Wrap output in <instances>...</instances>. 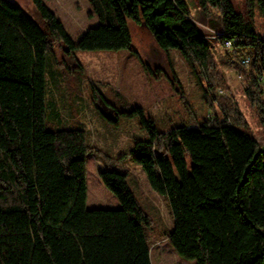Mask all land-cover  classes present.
I'll use <instances>...</instances> for the list:
<instances>
[{
  "label": "trees",
  "instance_id": "obj_1",
  "mask_svg": "<svg viewBox=\"0 0 264 264\" xmlns=\"http://www.w3.org/2000/svg\"><path fill=\"white\" fill-rule=\"evenodd\" d=\"M31 1L44 25L19 4L0 0V264H153L150 216L88 207V157L95 151L88 131L48 129L49 61L60 65V44L76 64L79 51H129L146 74H164L182 94L172 64L166 73L133 49L132 25L147 30L167 55L181 52L214 117L161 132L143 108L121 112L96 89L97 100L116 115L139 116L148 135L118 161L138 164L152 189L169 200L175 224L165 235L178 257L264 264V144L240 129L249 126L240 105L216 94L230 90L210 32L187 0H88L99 25L77 43L43 0ZM249 1L264 17V0ZM197 3L212 20L208 29L222 33L217 42H235L230 57L236 63L253 57L245 95L264 125V36L232 0ZM56 119L61 123L62 115Z\"/></svg>",
  "mask_w": 264,
  "mask_h": 264
},
{
  "label": "rangeland",
  "instance_id": "obj_2",
  "mask_svg": "<svg viewBox=\"0 0 264 264\" xmlns=\"http://www.w3.org/2000/svg\"><path fill=\"white\" fill-rule=\"evenodd\" d=\"M11 1L19 4L34 20L43 24L31 0ZM43 1L64 24L68 34L76 43L87 31L99 25L98 18L90 16L92 9L88 0ZM232 2L237 12L253 23L257 32L264 36V17L259 7H252L249 0H232ZM187 3L191 15L204 30L212 27V20L202 15L197 0H187ZM208 32L212 34L211 31ZM132 33L133 49L146 63L161 68L166 73L170 72V64L173 65L180 79L182 94H177L164 74L159 79L146 74L140 61L131 52L138 69L131 68V73L128 72V68L123 70L124 64L120 52L129 51H79L77 56L80 63L76 64L65 54V46L60 44L56 51L60 65L55 64L53 60L49 61L48 129L54 130L57 129L56 125H61L62 128L84 127L88 130L89 142L95 149L88 158L89 209L93 207L118 209L123 207L125 200L127 204L124 208L133 209L139 217L147 214L153 220L151 233L153 264H197L195 261H186L178 257L165 235L173 230L175 224L168 199L152 189L138 164L130 159L118 161L129 153L137 140L145 138L146 131L142 128L141 118L121 117L112 113L97 100L95 90L105 94L110 103L118 105L120 111L125 112L129 107L135 108L134 99L127 92H132L136 88L141 89L142 94L135 93V97L143 95V102L146 104L151 102L147 108H144L146 117L151 118L161 131L167 130L165 124L173 121L175 123L173 126L194 123L195 118L197 122L203 120L206 122L209 120V110L214 117L213 110L207 106L202 89L180 51L171 50L167 55L157 47L147 30L132 25ZM210 43L228 89H238L234 93V99L238 101L240 109L249 122L248 127H240V129L264 144V125L259 120L256 108L250 104L245 92L241 90L242 87L236 82L235 73L230 68L232 62L230 56L224 52L217 40L210 39ZM63 63H67L69 67ZM73 68L79 69L73 71ZM246 76L247 74L243 86L245 89ZM183 99L187 101L189 108L185 106ZM195 114L201 117L199 121ZM56 115H62L61 123H57ZM166 117L170 118V123ZM161 119L167 120L165 122ZM114 171L121 176L120 180L115 174L113 175ZM92 199L98 204L93 206ZM163 199L166 200L168 211L161 202Z\"/></svg>",
  "mask_w": 264,
  "mask_h": 264
},
{
  "label": "built area",
  "instance_id": "obj_3",
  "mask_svg": "<svg viewBox=\"0 0 264 264\" xmlns=\"http://www.w3.org/2000/svg\"><path fill=\"white\" fill-rule=\"evenodd\" d=\"M208 31H211V35L209 34L208 39H215L218 40L219 37L222 35V33H218L215 32L213 30L207 29ZM234 41H230V40H226V42L224 44H221L222 49L224 50V52L230 56V53L233 50V45H234ZM230 59L232 60V62H230V68L232 69V71L235 73L236 76V82H238L239 86L242 87V91L245 92V88H243L244 86V82H245V74H249L250 71L252 70L253 66H254V60L253 57L250 55L247 56H242L239 58L238 63H236L234 61V59H232L230 57ZM259 81L261 83H264V71L261 72L260 76H259ZM237 88H232L230 89V91H227L223 88H219L216 92L217 95L226 98V99H231L233 100L235 103H238V101L236 99H234L235 97V92L237 91ZM212 95V94H211ZM213 116H212V111L209 110V120H212Z\"/></svg>",
  "mask_w": 264,
  "mask_h": 264
},
{
  "label": "crops",
  "instance_id": "obj_4",
  "mask_svg": "<svg viewBox=\"0 0 264 264\" xmlns=\"http://www.w3.org/2000/svg\"><path fill=\"white\" fill-rule=\"evenodd\" d=\"M120 53H122V59H123V64L124 65H122V66H124V67H122L123 68V70H125L126 68H128V72H130V70H131V68H136L135 70H137L138 69V65H137V63H136V61H135V57L130 53V52H120ZM134 57V58H133ZM138 72V71H137ZM131 73V72H130ZM129 73V74H130ZM140 73V72H139ZM163 88H164V90H165V86H163ZM142 90L141 89H139V88H136V89H133V91L132 92H127L128 93V95H131L132 96V98L134 99V101H133V105L135 106V108H147L148 106L147 105H149V104H151V102H148L147 104L145 103V102H143L144 100V96L143 95H139L138 97H135V93H137V94H139V93H141L142 94V92H141ZM147 97V96H146ZM160 102H161V100H160ZM113 113V112H112ZM199 114H195V117L197 116V119H198V121H199V119L201 118L200 116H198ZM170 117V116H169ZM169 117H166L167 119V121L170 123V118ZM194 117V118H195ZM193 118V119H194ZM162 120V119H161ZM166 120H162V121H165L166 122ZM195 121V122H194ZM193 122L194 123H190V124H179V123H177V124H179V125H177V126H173L175 123H174V121L172 122V123H170V124H165V128H167V130H163V131H161V132H169V131H171L172 129H174L175 127H179V126H189V127H197V126H199V125H202L203 123H205V120H203L202 122H197L196 121V118H195V120H193ZM192 124H194V125H192ZM156 125V124H155ZM157 126V125H156ZM173 126V127H172ZM83 129H85V130H87L86 128H84V127H82ZM157 128H158V126H157ZM159 129V128H158ZM88 131V130H87ZM143 139H148V136H147V132H146V136H145V138H143ZM143 139H140V140H143ZM138 141V140H137ZM136 141V142H137ZM136 142L133 144V147L135 146V144H136ZM133 147L130 149V151L133 149ZM129 151V152H130ZM90 156V155H89ZM89 158V157H88ZM115 172V173H114ZM113 172V175L115 174V176H117V178L120 180V178H121V176L118 174V172L117 171H114ZM166 198V197H165ZM167 199V198H166ZM89 201H90V196H89ZM92 201V205L93 206H95L96 204H98V202L96 201V200H94V199H92L91 200ZM161 202L166 206V209H167V211H168V205H167V203H166V200H161ZM168 202H169V200H168ZM126 204H127V202L125 201V200H123V207L122 208H124V206H126ZM169 205H170V203H169ZM130 206V205H129ZM130 208H131V206H130ZM93 209H100V208H95V207H93ZM125 209H127V210H129L130 212H132V213H134L135 215H136V213L133 211V209H128L127 207L125 208ZM170 209H171V206H170ZM171 214H172V211H171ZM136 216H139V215H136ZM172 217H173V215H172Z\"/></svg>",
  "mask_w": 264,
  "mask_h": 264
}]
</instances>
